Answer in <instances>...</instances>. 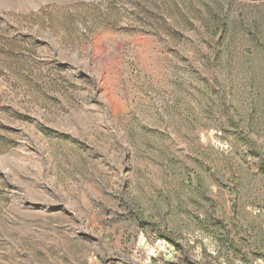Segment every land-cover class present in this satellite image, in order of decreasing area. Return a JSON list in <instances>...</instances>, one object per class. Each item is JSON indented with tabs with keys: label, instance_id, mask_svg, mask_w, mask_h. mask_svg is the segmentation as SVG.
<instances>
[{
	"label": "rangeland",
	"instance_id": "374dc122",
	"mask_svg": "<svg viewBox=\"0 0 264 264\" xmlns=\"http://www.w3.org/2000/svg\"><path fill=\"white\" fill-rule=\"evenodd\" d=\"M130 1L0 0V67L16 40L57 84L0 77V140L11 146L0 152V264H264L262 245L252 261L228 259L216 239L227 226L247 244L264 233V173L245 163L234 128L221 130L243 78L201 17L221 4L240 35L264 0H152L178 6L168 24L188 21L174 43ZM76 6L87 18L71 22L60 9ZM47 7L61 34L85 35L82 50L31 17ZM208 80L228 93L214 110Z\"/></svg>",
	"mask_w": 264,
	"mask_h": 264
},
{
	"label": "trees",
	"instance_id": "16d2710c",
	"mask_svg": "<svg viewBox=\"0 0 264 264\" xmlns=\"http://www.w3.org/2000/svg\"><path fill=\"white\" fill-rule=\"evenodd\" d=\"M242 1L252 2L257 0ZM130 2L131 6L137 8V15L141 16L143 14L148 19L147 24L144 25L157 27L158 29L162 28L168 33L172 43L189 26L188 21L185 19L171 21L170 24L167 23L168 19H173L180 12L178 6L174 5V9H172L165 3L159 6L158 1L154 2L152 0H131ZM68 9L61 8L60 11H66L65 14L71 22L76 18V14H81L87 18V10L84 11V7L76 6L70 8L69 11ZM52 10L51 7H47L31 17L37 21H41L52 32L55 31L56 37L60 39L63 45L70 49L82 50L86 46L87 39L85 35L76 34L75 36L67 37L61 34L53 21ZM192 11H195L193 7L186 8L188 15ZM201 14L204 23V34L209 38H215L220 35V46H222L228 57L226 67L229 70L234 67L236 74L243 78V84L240 87L243 89L241 90L240 97H235L229 103V106L226 103L224 104L229 109L235 111L236 115L229 116L224 120L222 119L223 117L219 118L223 124L221 130L225 132L228 127L234 128V139H236L237 144L242 145L244 151L248 152L244 157L245 163H248L247 158H250V161L258 162L259 169L264 173V15L260 12L254 21L247 22V24L243 23L244 31L243 34L239 35L235 32L236 21L231 20L228 10H224L221 4L205 6ZM143 16L140 19L136 18L137 22L142 23ZM90 28H93V23H90ZM85 29H89V27ZM11 43L10 46L13 47V50L11 49L6 57L7 65L0 67V77L9 78L15 87H24L29 90L41 88L45 84L42 82V72L32 67L30 60L22 56L20 52L22 44H18L16 40H13ZM213 50V47H211L210 52ZM128 52H131V49ZM215 78L217 80L220 79L217 76ZM180 79H177L178 83ZM92 80L96 82L94 76ZM217 80H214L212 84L208 80V85H206L209 87L205 91H207V94H212V98L207 103V109L210 110L215 109L217 99L214 100V97L219 93H223V96L219 98L220 100H228L226 86L221 85ZM45 85L49 89H57L55 82ZM237 89L238 87L233 84L229 88V90ZM173 94L176 102H178L179 92H173ZM10 148L11 146H8L7 143H2L0 140V152L4 153ZM258 164L255 165L258 166ZM238 167L239 171L242 170V165ZM222 217L225 216L223 215ZM224 222H226V219H223L219 225H224ZM223 229V234L216 239L220 246V252H223L228 259L242 256L244 261H247L249 258L251 260L250 255L256 256L255 252H251V249L257 251L261 245L264 247V233L262 230L258 232L251 231V239L254 241L253 244H247L242 242V240L236 239L233 230L229 226L223 227Z\"/></svg>",
	"mask_w": 264,
	"mask_h": 264
},
{
	"label": "bare ground",
	"instance_id": "6f19581e",
	"mask_svg": "<svg viewBox=\"0 0 264 264\" xmlns=\"http://www.w3.org/2000/svg\"><path fill=\"white\" fill-rule=\"evenodd\" d=\"M10 3V2H9Z\"/></svg>",
	"mask_w": 264,
	"mask_h": 264
}]
</instances>
